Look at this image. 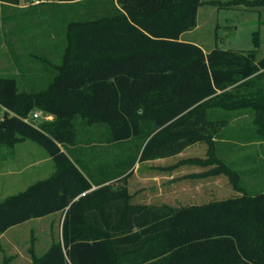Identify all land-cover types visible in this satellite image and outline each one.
Here are the masks:
<instances>
[{
  "label": "trees",
  "instance_id": "16d2710c",
  "mask_svg": "<svg viewBox=\"0 0 264 264\" xmlns=\"http://www.w3.org/2000/svg\"><path fill=\"white\" fill-rule=\"evenodd\" d=\"M34 1L32 8L70 7L67 46L43 93L20 94L15 78L0 77V142L32 139L57 168L0 201V237L63 212L59 238L42 255L31 247L33 264H264V192L172 209L133 204L127 186L138 161L201 140L215 155L209 132L222 120L212 117L218 109L255 113L254 132L264 137L261 41L248 54L206 53L183 39L198 24L202 0ZM238 2L264 12V0ZM37 109L53 119L27 120ZM98 172L109 176L97 179ZM93 183L102 186L92 190Z\"/></svg>",
  "mask_w": 264,
  "mask_h": 264
},
{
  "label": "rangeland",
  "instance_id": "374dc122",
  "mask_svg": "<svg viewBox=\"0 0 264 264\" xmlns=\"http://www.w3.org/2000/svg\"><path fill=\"white\" fill-rule=\"evenodd\" d=\"M33 1L21 0L19 5L6 7L0 2V77L15 78L20 94L31 90L43 93L51 86L55 65L61 63L67 46L68 19L73 14L67 5L41 4L32 8L33 3H39ZM202 2L198 12L200 25L188 31L185 39L199 42L206 50L220 47L248 54L255 48L257 37L261 45L256 60L264 56L262 7L238 0ZM218 116L222 120L209 132L215 155L210 154L209 141L201 140L187 151L188 155L140 164L143 173L169 175L166 189L170 195L172 191L183 192L176 195L179 200L169 202L172 209L202 204L212 198L223 200L264 192V137L254 132L257 115L239 110L212 112L213 118ZM100 132L101 129L97 130ZM87 135L82 130V137ZM93 141V146H98V140ZM56 168L46 149L32 139H19L13 145L0 142V201L50 177ZM231 173L237 175V180ZM127 186L134 192L133 195L129 191L131 202L137 204L139 179L128 178ZM154 187L149 183L146 188L154 193ZM63 215L60 212L13 226L0 238V264H5L14 253L30 254L32 246L37 253L45 252L61 234Z\"/></svg>",
  "mask_w": 264,
  "mask_h": 264
},
{
  "label": "crops",
  "instance_id": "0c3cea01",
  "mask_svg": "<svg viewBox=\"0 0 264 264\" xmlns=\"http://www.w3.org/2000/svg\"><path fill=\"white\" fill-rule=\"evenodd\" d=\"M199 25H200V23H199V21H198V24H197V26H196V28H198L199 27ZM195 29V28H194ZM193 29V30H194ZM190 31H192V30H190ZM187 33V32H186ZM186 33H184L183 35H182V38L183 39H185L184 38V35L186 34ZM185 40H188V39H185ZM189 41H192V42H195V43H197V44H199L204 50H205V52L207 53V52H209L210 50H212V49H209V50H206L199 42H197V41H194V40H189ZM215 48V47H214ZM52 120V119H51ZM219 137H221V136H219ZM198 144V142H196L195 144H192V145H190V146H188L186 149H184L182 152H180V153H178V154H176V155H173V156H169V157H161V158H155V159H150V160H146V161H143V162H141V161H138L136 164H135V166H134V168H133V174H132V176L129 178V180L131 179V178H133V177H136V178H138L139 179V181H140V184H141V186H139V188L137 189V191H136V200H135V202L137 203V204H145V205H150V206H160V207H163V206H169V202H174V201H177V200H179V199H177L178 197L176 196V195H178V194H183V192H180V193H176V191H172L171 193V195L169 194V191L166 189L167 188V185H169L168 183H167V181H166V178H170L169 177V175H165V174H160V175H156V174H154V175H151V174H149V173H143L142 171H141V163H145V164H152V163H154V162H161V161H168V160H171V159H174V158H177L178 156H181V155H183V154H187L188 155V153H187V151H189V149L190 148H192L193 146H195V145H197ZM98 146H99V149L100 150H105L106 148H108V145L107 144H102V145H100V144H98ZM113 146V145H112ZM108 150H112V153L110 154V155H108L109 156V158H113L114 159V156H115V153H119V150L117 149V148H115V146H113V148H111V149H108ZM99 156V155H98ZM99 158H100V156H99ZM103 159V158H102ZM139 166V167H138ZM99 173V172H98ZM107 176H109V174H104V173H99L97 176H96V178L97 179H100V178H104V177H107ZM119 180V178H113L112 180H109V181H107L106 182V184H111V183H117V181ZM168 180V179H167ZM149 183H151L153 186H156V187H154V193H151V192H149L148 190H147V186H148V184ZM100 186H102V185H96V183H93V188H92V190H94V189H97V188H99ZM171 186H174V184H172ZM129 188V187H128ZM130 192H131V194H133L134 195V192H132V189L130 188V190H129ZM212 195H214V193H212ZM171 196V197H170ZM200 197H204V195H202L201 194V196ZM171 198V199H170ZM231 198V197H230ZM211 201H215V199H211V200H206V202H204V203H208V202H211ZM203 204V203H202ZM190 205H192V204H190ZM185 206H189V205H185ZM185 206H183V207H185ZM180 208H182V207H180ZM57 213H60V212H57ZM57 213H53V214H50V215H48V216H45V217H41V218H39V219H37V220H40V219H43V218H47V217H49V216H53V215H55V214H57ZM64 216L65 215H63V218H64ZM62 218V219H63ZM32 220V219H31ZM29 221V220H28ZM27 222V221H26ZM61 223H62V221H61ZM14 227H11L10 229H8L5 233H3L2 235H1V237L3 236V235H6L7 234V232H9L10 230H12ZM16 228V227H15ZM0 237V238H1ZM49 248V247H48ZM47 248V249H48ZM46 249V250H47ZM37 252V251H36ZM46 252V251H45ZM45 252H43V253H38L39 255H42V254H44ZM9 259H8V261L7 262H5V264H33V259H32V256H31V253L30 254H26V253H14L13 255H11L10 257H8Z\"/></svg>",
  "mask_w": 264,
  "mask_h": 264
},
{
  "label": "built area",
  "instance_id": "2783aa9c",
  "mask_svg": "<svg viewBox=\"0 0 264 264\" xmlns=\"http://www.w3.org/2000/svg\"><path fill=\"white\" fill-rule=\"evenodd\" d=\"M38 119L51 120V119H53V116L51 114H49V113L44 112L43 110H38L37 109V110H34L30 114V116H29V118L27 120L34 121V120H38Z\"/></svg>",
  "mask_w": 264,
  "mask_h": 264
}]
</instances>
